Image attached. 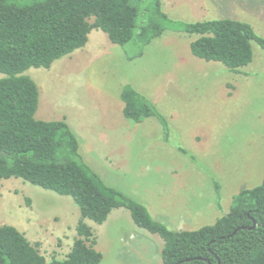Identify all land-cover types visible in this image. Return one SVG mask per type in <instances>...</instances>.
Wrapping results in <instances>:
<instances>
[{"label": "rangeland", "instance_id": "rangeland-1", "mask_svg": "<svg viewBox=\"0 0 264 264\" xmlns=\"http://www.w3.org/2000/svg\"><path fill=\"white\" fill-rule=\"evenodd\" d=\"M149 1L140 0L141 13ZM162 4L175 21L232 19L264 38V0ZM144 20L141 15L138 24ZM194 39L167 32L135 57L138 47L113 45L95 30L85 49L50 70L24 74L39 88L36 119L65 120L79 137L84 162L172 231L214 225L235 196L264 181V52L255 44L253 63L234 74L194 57ZM127 85L155 104L168 121V136L153 117L136 123L124 116ZM79 220L69 197L19 179L0 182V227H15L49 263L69 254ZM86 222L101 264H162L163 240L138 228L127 210L113 211L103 225Z\"/></svg>", "mask_w": 264, "mask_h": 264}, {"label": "trees", "instance_id": "trees-1", "mask_svg": "<svg viewBox=\"0 0 264 264\" xmlns=\"http://www.w3.org/2000/svg\"><path fill=\"white\" fill-rule=\"evenodd\" d=\"M0 0V182L19 179L69 197L78 206L76 238L64 260L50 263L15 227H0V264H101L97 238L86 221L107 222L125 209L134 224L164 242L162 264H264V181L242 190L229 213L196 231H172L152 218L136 200L108 186L80 154L77 134L62 121L36 119L39 88L24 75L50 70L59 60L85 49L93 31L113 45L139 50L167 32L196 39L191 54L240 74L253 63L254 45L264 38L245 22L232 19L179 22L164 12L162 0ZM145 16L139 25V18ZM93 21V22H91ZM131 58V57H130ZM124 116L136 123L155 118L168 136V121L154 103L133 87L121 92ZM254 222L256 223L255 228ZM236 232V234H234Z\"/></svg>", "mask_w": 264, "mask_h": 264}, {"label": "water", "instance_id": "water-1", "mask_svg": "<svg viewBox=\"0 0 264 264\" xmlns=\"http://www.w3.org/2000/svg\"><path fill=\"white\" fill-rule=\"evenodd\" d=\"M255 226H256V223L254 222V226L252 228H255ZM234 234H236V232Z\"/></svg>", "mask_w": 264, "mask_h": 264}, {"label": "crops", "instance_id": "crops-1", "mask_svg": "<svg viewBox=\"0 0 264 264\" xmlns=\"http://www.w3.org/2000/svg\"><path fill=\"white\" fill-rule=\"evenodd\" d=\"M120 210H122V209H120ZM108 221V220H107Z\"/></svg>", "mask_w": 264, "mask_h": 264}]
</instances>
